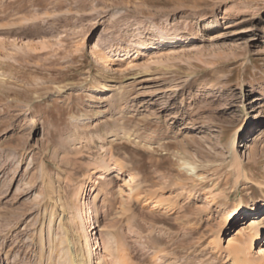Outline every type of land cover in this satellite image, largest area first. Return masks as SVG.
Listing matches in <instances>:
<instances>
[{
  "label": "rangeland",
  "instance_id": "rangeland-1",
  "mask_svg": "<svg viewBox=\"0 0 264 264\" xmlns=\"http://www.w3.org/2000/svg\"><path fill=\"white\" fill-rule=\"evenodd\" d=\"M263 193L264 0H0V264H230Z\"/></svg>",
  "mask_w": 264,
  "mask_h": 264
},
{
  "label": "bare ground",
  "instance_id": "bare-ground-1",
  "mask_svg": "<svg viewBox=\"0 0 264 264\" xmlns=\"http://www.w3.org/2000/svg\"><path fill=\"white\" fill-rule=\"evenodd\" d=\"M118 51L119 50H116L115 52H118ZM32 125L35 126L36 123H34V121H33ZM245 146H247V145L243 144L242 148H244ZM248 147H250V145H248ZM240 163L237 162L238 178L242 177L243 174H245V171H242V163L241 164ZM182 166H184V169H187L191 172L194 171V168L191 165H189L188 163H183ZM96 172L101 173V174H105V173H107V169H106V167H100L99 169H97ZM114 177H118V175H114L112 178H114ZM238 180L239 179H237V181H235L233 186L236 187V186L241 185L240 189H244L245 187ZM111 186H112V184H111ZM96 190H97V186L94 184L92 186V194H94L96 192ZM134 191L135 190H131L130 192L134 193ZM148 199H150V198H148ZM260 199H263V200L261 201ZM256 200H258V202L255 205L254 201H256ZM251 203L254 204V207L263 206V208H264V193H263V196L256 198V199H253L251 201ZM152 204H153V208H158L161 206V203H159L158 201H154ZM241 207H243V205L240 204V208ZM225 226H227V222H226ZM247 228H246L247 232L245 235L246 237L244 236V238L240 237V238L233 239L234 241H232V243H229L230 245L225 250L228 254V259L231 262L230 264H253L252 260L249 259L247 256H249V254H250L249 251H250V249L253 248L254 243H257L262 238L261 236L264 235V221L263 222L253 221L249 225V228L248 229ZM39 236H40L39 241H41L43 239V233L40 232ZM91 236L92 235H90V237L88 238V241H87L86 246L88 248L87 247L86 248L88 249V255L84 256V264H107L105 261H102V260L97 261V254H98L97 253V250H98L97 245H99V243H97L95 237L93 239H91ZM109 236H110V234H109ZM109 236H107V237H109ZM108 239L110 240L111 237ZM261 252L263 253L262 258H260L263 260V263H261V264H264V250ZM64 254L65 253L61 254V258H63ZM42 259H43V257H42ZM66 261H69L68 264H76L77 263V260H75V258H71V257H70V259L68 258V260H66Z\"/></svg>",
  "mask_w": 264,
  "mask_h": 264
}]
</instances>
